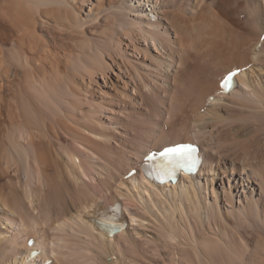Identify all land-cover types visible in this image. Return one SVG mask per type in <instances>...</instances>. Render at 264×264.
Segmentation results:
<instances>
[{"label": "bare ground", "instance_id": "6f19581e", "mask_svg": "<svg viewBox=\"0 0 264 264\" xmlns=\"http://www.w3.org/2000/svg\"><path fill=\"white\" fill-rule=\"evenodd\" d=\"M79 3L81 7H77V4L70 0H0V104L6 103L5 106L9 108L6 112L12 119L9 121L11 122L9 126H12L13 119L14 122L18 121L5 133L7 136L4 138L9 144L7 152L12 154L11 157H16V160L21 162V167L25 169L28 167L26 160L29 158V148L37 149L36 147L41 145L36 140L41 128H33L35 124L30 121L33 116H30L31 119L28 118V123L32 125L30 130L31 125L26 119L29 112L27 113V108L24 106L25 116L19 107V94L22 98L28 97L27 89H37L36 91L39 92L37 95L41 94L39 97H44L46 102L52 99L60 102L63 100L61 94L63 91L64 93L69 91L72 96H78L79 92H76L78 90L75 86L81 85L85 76L94 75L101 80L99 82L96 79L95 84H98L99 89L96 88L95 91L99 90L100 99L108 101L97 103L99 104L97 109L102 112L103 104L111 105L112 108L115 98L116 102L122 100L118 97V93L121 96H127L129 92L126 93L124 90L127 89L126 84L130 81L135 85L131 90L132 95L140 91L137 90L138 85H142L146 91L149 89L152 91V87L146 82L148 79H145L140 72L136 74L135 67L133 72H130L131 69L128 70L126 67L127 63H124L126 65L124 67L121 65L123 60L121 64L116 62L115 58L120 59V55L124 56L122 58L124 61L131 57V61L138 62L144 70L150 67L155 69L158 65L162 68L164 65L166 67L164 71L167 73L172 68V76L168 80L163 77V82L165 81L167 85L165 87L164 84L165 98L157 100L160 102V107L164 109L162 114L166 118L165 121H168L167 118H172L171 129L168 123L169 130H165L160 119L152 120L146 115H139L141 118L137 119L144 120L141 122L143 125L141 126L136 120L130 125L134 127L140 125L139 129L145 131L146 128V131H152L151 137L145 139L140 148L128 150L127 156L120 154L121 161L125 165L117 170L116 176L106 173L103 165L104 168H95L97 164L94 163L97 159L93 160L94 162L83 161L81 158L86 154H82V151L80 153L77 150L73 151L70 158L75 162L74 169H71L73 177L77 178L79 182L77 185L89 186L91 191L82 198L63 203L56 210L49 209L48 206L41 210L37 206L35 210L39 211L40 216L39 213L34 216L21 207L20 204L23 201L19 197L15 198L16 196L12 195L7 201L4 200V203L0 204V264H72L74 262L75 264H143V262L155 264L152 255H156L158 247L164 249V254L167 256L164 257L167 260L174 262L171 264H223L224 262L227 264L228 258L224 261L221 258L219 261L221 257L219 254L226 249L230 256L233 255L231 253L233 247L230 245L232 241L229 242L227 239L228 236L232 239L231 231L241 225L248 228L255 227V223L264 225L262 209L264 194L262 207L259 205V198L264 193V174L245 164L246 162L242 165V169H237L235 165H239V160L231 159L232 157L229 159L221 152L222 150L219 151V141L228 139L231 129L226 128L221 131V127L218 130V139L214 136V143L218 145L215 144L211 147L212 149H207V146L211 145L205 142L206 138L201 137L207 133V123L215 124L225 121V124H228L226 122L231 113L227 117L223 115L229 113H226L225 107L235 102V98L232 102L233 97L237 98L238 103L244 100L243 98H252L249 97L251 95L264 103V79L262 78L264 77V36L262 37L264 0H80ZM180 3L183 4V9L182 6L179 7ZM180 11L187 14L186 21L181 18L183 13ZM92 21H96V25L94 24V27L88 28L85 32V26ZM52 26L60 29L61 32L63 30L60 36L55 35V37L57 36L58 39L65 35L66 44L58 40V42L55 40L53 45L49 44V37H54L51 35L56 34L55 30H51L54 33L50 31L52 34H49L48 28ZM135 31L144 36L143 38L141 35L139 46L136 45L137 39L131 36ZM131 38L136 43H133ZM106 40L113 42L119 52V54H116V51L111 52L113 55L110 62L103 58L104 54L108 58L109 51H112ZM60 41H63V38ZM7 42L13 46L12 49H10L11 46L7 45L9 49L6 47ZM169 56L173 59L170 60ZM197 57L205 60L204 64H195L198 65V69L194 79L201 80L200 88L195 89L193 101L185 105L175 93L171 94V89L173 85L175 87L182 84L184 76L190 69L188 61H193ZM145 59H148V62H144ZM180 64L184 67L182 74L174 70L175 66ZM237 69L240 71L234 78L236 85L225 93L221 82L229 72ZM126 73L128 75H125ZM133 73L138 78L137 82ZM111 75L116 77V82ZM86 84L89 85V81ZM248 100L246 101L249 103ZM247 102L245 105L249 107ZM251 103L254 104L253 106L251 104L252 107L256 105L253 101ZM233 105L232 107L235 108V104ZM239 105L240 103L238 107ZM111 108L108 113L119 114L121 111ZM31 109L30 111H33ZM255 109L254 113L251 111L248 114L249 117L247 115L243 120L260 113ZM174 112L181 113L182 117L173 118L174 116L171 115ZM259 117L261 116L256 118ZM23 119H26V123ZM235 120V118L230 119L229 122ZM25 124L28 125L29 130H26ZM61 124L65 123L61 122ZM168 135L169 137H166ZM159 137L166 138L157 141ZM153 142L154 144L151 145ZM179 142H191L198 145L199 163L196 172L189 174L179 170L175 182L160 183L148 178L144 172L145 164L150 163L145 160L146 155L151 151L157 153L163 147ZM84 150L85 153H92L86 146ZM228 150L229 148L226 151ZM43 154L38 153L36 161L44 160ZM245 154L246 160H250L249 153L245 152ZM78 155H81V158ZM33 159L35 161V157ZM83 159L85 160V156ZM156 168H159V171L170 169L168 166L163 168L155 165L152 169L157 171ZM132 169L135 172L128 176ZM152 169H150L151 172ZM123 170L125 172H122ZM165 171L162 170L158 175L162 176ZM39 172L38 174L41 175ZM253 185L259 187L257 197L254 196ZM80 191L82 192L81 189ZM61 194L63 193L60 192V196ZM9 205L16 209L17 216L13 213L15 210L12 212L8 209ZM74 207L78 210H73L75 213L72 214L70 209ZM8 213H13V216ZM110 222L118 226L119 230L109 233ZM248 228L247 230L250 229ZM147 232L152 234L149 235ZM29 239L33 240L31 245L28 244ZM254 239L253 247L248 246L251 253L259 252L260 248L264 249V241L262 240L261 243L259 237ZM149 243L152 244V249L156 247L155 254L153 250H150L151 246L147 247ZM173 245L180 247V250L176 247V253H172L175 250ZM170 248H173L172 252ZM257 258L259 259L258 255ZM230 259L234 261V257Z\"/></svg>", "mask_w": 264, "mask_h": 264}, {"label": "rangeland", "instance_id": "374dc122", "mask_svg": "<svg viewBox=\"0 0 264 264\" xmlns=\"http://www.w3.org/2000/svg\"><path fill=\"white\" fill-rule=\"evenodd\" d=\"M79 1L80 0H70V2L74 3L75 5L77 4L76 5L77 7H81ZM181 6H182V9H183V4H181L179 7H181ZM171 8L173 9L174 7H171ZM174 9H176V8H174ZM182 9L180 8V10H182ZM175 11L178 12L179 10L176 9ZM180 12L183 13L182 11H180ZM181 13H180V15H181ZM186 15H187L186 13H183V15H181V18L184 21L187 20ZM263 21H264V19H263ZM93 22L94 21H92V23L89 22L88 23L89 25L85 26V29H84L85 32L88 31V28L91 29L92 27H94L96 25V21L94 23ZM48 30H49L48 31L49 34L51 32L54 33L53 31L55 30L56 34L51 35V36H54V37H55V35L60 36V33H63V30L61 32L60 29H55V28H53V26H52V28L50 27V29L48 28ZM51 30H53V31H51ZM141 35L143 36L142 33L140 34V32H137V31L132 33L131 36L135 37V38L132 37L133 39H137V43L135 42V40H133L131 38L132 42L134 41L133 43H136V45L139 46L138 42H139V40L142 39ZM57 36L55 38L54 37H49L50 38L49 44L51 43L50 45H53L55 40L56 41L58 40L59 42H62V43H65V44L67 43V41H65L66 40L65 35H62L63 36L62 37L63 41H60V39H62L61 37L57 39ZM137 36H139V38ZM263 36H264V34L262 35V37ZM52 38H54V39H52ZM143 38H144V36H143ZM176 40H178V38H176ZM107 41L108 40H106L105 42L107 43ZM10 43H11V41H10ZM111 43L110 42L107 43V45L110 46V49L112 48L111 49L112 51H109V53H110L109 55L110 56L107 58V55L105 56V54H104V57H103V58H105V61H107V62H110V58L113 55L112 53H114L115 51L117 52V47L113 44V42H111ZM7 45L11 46L10 49H12L13 46L10 45L9 42H7V44H6V47L8 48ZM114 46H115V48H113ZM129 47H131V46L129 45ZM4 48H5V46H4ZM4 50L6 51L7 49H4ZM116 54H119V52H117ZM120 57H121L120 58L121 60L119 59V57L115 58L117 60L116 62L121 64V61L123 60L122 63L123 64L127 63L126 64L127 66L125 64L124 65L121 64V65L123 67L124 66L128 67V70L131 69L132 71L130 70V72H133V69L135 67L137 73H136V71H134V72L136 74H138V72H140V74H142V76H144L145 79L147 78L148 80L147 81L145 80V81L149 83V85L152 87L153 90L151 91L149 89V90L146 91L145 88L142 85H140L142 88L138 85L139 88L137 90H140V91H137L136 94L132 95L131 90H132L133 86H135V85H133V82L130 81L127 78V81L128 82L130 81L129 82L130 85L126 84L128 86H126L127 89L124 90V92H126V93L129 92L131 95L129 93H127V96L126 95L125 96L124 95L121 96L118 93V97L120 99H122V100H120V101L118 100L117 101L118 103L116 102V98H115V100H113L114 101L113 104H114L115 108L114 107H112V108L113 109L117 108L116 110H121L120 111L121 113L119 112V114L118 113H113L112 114L111 112L108 113V111L111 108L110 107L111 105L108 106L107 104L106 105L109 107L108 110H107V106L105 104H103V107H104L103 108V112L100 111V109L99 110L97 109V107L99 108V104L97 105V103H99L100 101L101 102L105 101L104 103H106L108 101L100 99V97L98 95L99 94V90L95 91L96 88L99 89L98 84H95V83H97V82H95L96 79L99 80V82H101V80H100V78L98 79L97 76H94V75L93 76L92 75L91 76H85L84 77V81H83L84 84L81 83V85L78 84V85L75 86V89L78 90L76 92H79L78 96H74V95L72 96V94L69 93V91L68 92L66 91L65 92L66 94H65L64 91H63L61 93L63 95L62 96L63 98L61 97L63 100L60 101V102H59V100H54V99H52V100H54V102H52V100L51 101L47 100V102H46V100H44V97H39L41 94L37 95V93H39V92L36 91L37 90L36 88H35L36 90H34V89L28 90L27 89L28 92H26V93L28 94V97H26V98H25V96L22 98L21 97L22 95L20 96V94H19V98H18L19 102L18 103H20V105H19L20 110L22 109L23 112H24V115H25L26 112H25L24 109L27 108V113L28 112L29 113L27 114V118L26 119L27 120H28V118L31 119V117L33 116L32 119L30 120L32 124H35V125H33V128L34 127H40L41 128V131H39V137L40 138L38 137L39 140H38V138L36 139L37 141L40 142L41 145H39V147H36L37 149L31 148V149H33V150H31L29 148V150L31 152L30 151L28 152V157L29 158H27L26 164L28 165L27 168L28 169L30 168V169L28 170L27 168H25V169H27V171L23 167H21V164H20L21 162H19L18 159L16 160V157H14V156L11 157L12 154H9L7 152L9 150V144H7L8 143L7 139L4 138V136L5 137L7 136V134L5 135V133L8 132V130H7L8 128H12L13 124H15V123L17 124L18 121L14 122V119H13L12 126L11 125L9 126V124H11V122H9V121L12 120L6 113V112H8L7 109H9V108H7L5 106L6 103L5 104L4 103L0 104V114H1V116H0V136L3 137V138L0 137L1 138L0 139L1 140V142H0V200H1L0 204L4 203V200L7 201L8 199H10V197H12V195H13V196H16L15 198L19 197L23 201V203L21 202V204H20L21 207L23 209H27L34 216H37L38 213H39V211L37 212V209L35 210V208L37 206L41 210H43V207H45V206H48L49 209L56 210L63 203H68V202L70 203V202H72L74 200L82 198L83 195H86L87 192L89 193L91 191L89 186H82V185L79 186V185H77L79 182L76 180L77 178H75V176L73 177L71 169L72 168L74 169V167H75L74 163L75 162H73L72 159H70V158H72L73 151L77 150L79 153H80V151H82L81 152L82 154H86V155H84L85 156V160L83 159L84 156H83V158H81L80 157L81 155L80 156L78 155L83 161H93V160L97 159V160H95V163H94V164H97V165H95V168L100 169V168H102L104 166L105 169H106V173H108L111 176H116L117 170L125 165V163L121 161L122 159H121L120 154L125 157V156L128 155L127 154L129 152L128 150L135 149V148H140L139 146H141L142 142L145 139H148V137L150 136V134L152 132V131H149L148 129H147L148 131H146V128H145V131L139 129V128H141L140 125L138 127L137 126L134 127V126L130 125V124H133L134 120L139 121V124H141V126L143 125V123H141V122H143L144 120L142 121V119H137V118H141V117H139V115H141V116L146 115L147 117L152 118V120H155V119L159 120L160 119L159 121H160L162 127H164L165 130H169L168 129V123H169V127L171 129V124H170L171 122L170 121L172 120V118L171 119L167 118L168 121L167 122L165 121L166 118H164V116L162 114L163 113L162 111H164V109L162 107H160V102H158V101L160 100L159 98H161V99L165 98L164 97L165 96V89L164 88L167 87V85L165 84L166 83L165 81H164L165 83L163 82V80H164V78H165V80H168V78L172 76L171 75L172 74L171 72H173L172 68L170 69V72L167 71V73H166V71H164L165 68H166L164 65H162V68H160L161 65H158V66L155 67V69H154V67H152V68L150 67L149 69H145L144 70L139 65L138 62L134 61L135 62L134 63L133 60L131 61L132 58L130 56H129L130 59L128 58L127 60H125L127 62H125L124 59H122L124 56L120 55ZM168 58L170 60L173 59V57H170V56ZM131 62H132V64H131ZM144 62H148V59L147 60L145 59ZM149 62H150V60H149ZM204 62H205V60L203 58H199V57H197L193 61L189 60L188 64L190 66V69H189V72L187 73V75L184 76V78L182 80L183 81L182 84H180L178 86H175V87L173 85V87L171 89V94L175 93L178 98H181L182 100L179 99L181 101V103L187 105L188 103L192 102L193 99L195 98V94L196 93L194 91H195V89L200 88L199 86H200V83H201V80L196 81V79H194V76H195L194 74L196 72V69H198V65H195V64H200L201 65V64H204ZM128 63H130L132 66L130 64H128ZM134 64H135V66H134ZM155 65H157V64H155ZM115 68H116V66H115ZM183 68H184L183 65L180 64L178 66H175L174 70L176 71V73L182 74ZM203 70H205V69L203 68ZM201 71H202V68H201ZM152 72L154 74H152ZM136 74H134V79L137 82L138 78L135 76ZM125 75H128V74L126 73ZM111 78L113 79L114 82L117 81V80H115L116 77L114 75H111ZM262 78L264 79V77H262ZM155 79H157V80H155ZM88 81H89V85L86 84V82L88 83ZM79 82H80V80H79ZM118 83H120V82H118ZM154 83H155V85H154ZM164 84H165V87H164ZM95 85H96V87H95ZM183 85H185V86H183ZM176 89H178V90H176ZM249 97H252L254 100L252 98H248V97H247V99L243 98L244 100L245 99L246 100L249 99L248 100L249 103L246 100L245 101L242 100L244 103L242 101H239L238 103H240V105H241V106L239 105V107H238V103L236 102L237 98L233 97L232 98V100H233L232 102H234V98H235V102L233 103V104H235V108H233L234 107L233 104H231V106L228 105L229 107H225L226 113L227 112H229V113H227V115H223V117L224 116L227 117V116L231 115L228 118H229V120L230 119L234 120V118H235L236 120L233 121L234 123L231 122V121L229 122V120L226 122V123H228L227 125L225 124V121H223L224 123L223 122L221 123L220 121H219L220 123L216 122L215 124L214 123H207L206 124L207 133L204 134L201 138H206L205 142L208 145H211V146H207V149L208 148L212 149L211 148L212 146L214 147L215 144L218 145L217 143H214V141H215L214 138L216 137L218 139V134H217L218 130L221 127H222L221 131H223V129H226V128L229 129V130L231 129L232 131L230 132V134H228V139H226L224 141H222V140L219 141V151L222 150L221 152L226 154V156L229 157V159L232 157L231 159L239 160V162H240L239 165L238 164L235 165L237 167V169L238 168H239V170L242 169L241 168L242 165L246 162L245 164H249V166H251L252 168H255V170L257 169L256 171H258L259 173L264 174V119H263L264 118V114H262V111H264V103L259 101V99L257 97H255V96H251L250 95ZM41 98H43V99H41ZM27 99H29V100H27ZM148 101H149V103H148ZM252 101L254 103H256V105L254 107H252L254 105L253 103H251ZM49 102H51V103L48 104ZM241 102H242V104H244V106H242ZM245 102H247L250 106L248 107V105H245ZM45 104H47V105H45ZM251 104H252V106H251ZM68 105H69V107H68ZM24 106H25V108H24ZM119 107H121V108H119ZM158 107H160V109ZM250 107H251V110H249ZM12 108L14 109V107H12ZM154 108H155V110L158 109L157 112L154 110ZM237 108H238V110H237ZM242 108H244V110H242ZM246 108H248V110ZM254 108H256L255 111L260 112V113L256 112L257 114L254 115V116L258 117L260 115L262 117V119H261V117H259L260 118L259 119V118H256V117H254L252 115L253 116L252 118L250 117L249 119L246 118V119L243 120V118L245 116H247L251 111H253V113H254ZM30 109L33 110V111H30ZM257 109H259V110H257ZM22 110H21V112H22ZM53 110H55V112ZM246 111H247V113H246ZM33 112H34V114H36L35 116H34V114H32ZM35 112H37V113H35ZM39 112H41V113H39ZM114 114H115V116H114ZM49 115L51 116V118H50ZM171 116L172 117L174 116L173 118H175V119H180L182 117L181 113H179V112H174V113H172ZM112 117H114V118H112ZM247 117H249V115ZM153 118H155V119H153ZM238 118L241 119V120L238 121L239 120ZM26 119L25 120L23 119L24 123H26L25 122ZM33 119H34V121H33ZM59 119H60V121L62 120L61 122H64L65 124L62 125L61 122L59 121ZM40 120H42V121H40ZM55 121L57 123H55ZM28 122H29V120L27 121V123ZM7 123H8V126H7ZM104 123L106 125H104ZM43 124H44V128H43ZM220 124H223V125H220ZM29 125H31V124H29ZM64 125H66V127H62ZM215 125H217V126H215ZM24 126H27L26 130H29V127H28L27 124H25ZM212 126H213V128H211ZM227 126L228 127L231 126V127L228 128ZM106 128H108V129H106ZM30 130H32V125L30 127ZM143 132H145V133H143ZM145 135L146 136L148 135V136L146 137ZM96 136H98V137H96ZM166 137H169V135L166 136ZM166 137H159L157 139V141L165 139ZM210 139H211V141H210ZM153 144H154V142L151 143V145H153ZM85 146L90 148L92 153H89V152L85 153V150H84ZM132 146H134V147H132ZM227 148H229L228 151H226ZM247 151H249V152H247ZM43 152H45V154H43ZM245 152L249 153V155H250L249 159L250 160H246L247 159V157H246L247 155L245 154ZM29 153H30V155H29ZM38 153H40V154L42 153L44 155L43 156L44 160L41 159L42 161L41 160L36 161L37 160L36 156L38 155ZM88 154H89V156H88ZM45 155H46L47 158L45 157ZM91 155L94 158L91 157ZM32 157L33 158L35 157V161H33L34 159ZM240 158H241V160H240ZM43 161H44V163H43ZM33 162L35 164L37 163L38 165H35ZM22 168H23V170H22ZM228 168L229 167L227 166V169ZM24 172H26V173H24ZM27 172H29L30 174L27 173ZM38 172L41 173V175L38 174ZM122 172H125V170H123ZM23 173H24V175H23ZM26 175H28V176L25 178L24 176H26ZM35 179H36V181H35ZM61 181H63L64 184L63 183L61 184ZM239 181H240V178H239ZM65 184H67V185H65ZM13 186H15V187H13ZM57 187L59 189H57ZM79 187L82 190V192L80 191V189H77ZM24 188H26V190ZM55 188H56V190H55ZM253 188H255V192H254L255 195L254 194L253 195L255 197H257L256 193H257V191L259 192V187H257V185H253ZM65 190H67V191L65 192ZM59 191L61 193H63V194H61L62 196H60V192ZM3 194H5V195H3ZM66 194H67V196H66ZM79 194H81V195H79ZM263 194L264 193H262V195L259 198V205H261V207H262V203H263ZM29 195H30V197H29ZM75 196H76V198H75ZM2 197H4V198H2ZM68 197H70V198H68ZM222 197H223V194L221 193V199H222ZM59 199L62 200V201H60ZM49 204H50V206H49ZM8 209L10 211H12V212L15 210L13 212L15 214L16 209L11 207L10 205L8 206ZM262 209L264 210V207H262ZM73 210H78V208H76V207H74V209L71 208L70 211H72L71 212L72 214L75 213V211H73ZM32 211L34 213H32ZM13 213H8V214L10 216H13ZM70 214H68V215H70ZM15 215L17 216L18 213H16ZM39 216H40V213H39ZM260 224H256L255 223L254 225H256V226L255 227L252 226V228L249 227L250 229L248 228V226H244V225L243 226L241 225L240 227L236 226L235 229L231 228V230L233 229L231 231L232 239H231V236H228L227 239L229 240V242H230V240L232 241L230 243V245L233 247V248L231 247L232 248L231 253L234 256L233 255L230 256L228 251H225L226 249H224L219 254V256H221L219 258V261H220L221 258L223 259V261H224V259L226 260V258H228V260H227L228 263L227 264H232V263H234V264H236V263L237 264H241V263L242 264H252V262H253V264H255V263L256 264H261V263L264 264V257H263L264 256L263 255L264 249L263 248H260L258 250L259 252H252V253L250 252L251 251L250 248L253 247L252 245H253L254 240H255L254 238L257 239L259 237V239H261V241H260L261 243L264 241V225L263 224L260 225ZM247 228L249 230H247ZM236 229H240V230H236ZM243 230H244V232H243ZM239 232L241 234H239ZM250 232H252V233H250ZM147 233L149 235L152 234V232H147ZM257 235H259V236H257ZM260 235H261V237H260ZM242 236H244V237H242ZM182 244H184V243H182ZM173 246H174L173 248L175 249L174 250L175 252L173 251V248H170L171 252L173 251L172 253H176L177 250H180V247H177L176 245H173ZM246 246H247V250L245 251V247ZM248 246L250 248H248ZM147 247H150V250H153L152 252L154 253V250H155L156 247L154 249H152L153 247H152L151 243H149ZM176 247H177V250H176ZM160 248L159 247L156 248V249H158V252L156 253V251H157L156 250L155 251L156 255H154V256L152 255L153 261L155 262V264L156 263L157 264H165L164 262H166L168 264L169 260H167V258H166L167 256L164 254L165 251H164V249H160ZM248 249H249V251H248ZM262 249H263V251H262ZM257 255H258L259 259L257 258ZM164 256H166V257H164ZM231 257H234V261L235 262L232 261L233 259H230ZM156 258H158L159 260L156 259ZM248 259H249V261H248ZM143 260H145V259H143ZM164 260H166V261H164ZM230 261H231V263H230ZM172 262H173L172 260H171V262L169 261V264H171ZM72 264H75V262L72 263ZM143 264H145V262H143Z\"/></svg>", "mask_w": 264, "mask_h": 264}, {"label": "snow or ice", "instance_id": "6c2138e0", "mask_svg": "<svg viewBox=\"0 0 264 264\" xmlns=\"http://www.w3.org/2000/svg\"><path fill=\"white\" fill-rule=\"evenodd\" d=\"M235 73H229L222 81V86L225 88L230 87V81ZM195 151V146L192 144H177L173 147L164 148L163 151L159 153H150L146 157V161H155L157 156L161 157L163 162L167 165L189 163L193 161V153Z\"/></svg>", "mask_w": 264, "mask_h": 264}, {"label": "water", "instance_id": "95a60500", "mask_svg": "<svg viewBox=\"0 0 264 264\" xmlns=\"http://www.w3.org/2000/svg\"><path fill=\"white\" fill-rule=\"evenodd\" d=\"M158 153V152H157ZM157 157H159V156H157ZM186 167V166H185ZM187 168H190V166H187ZM167 179H170V177H168ZM100 221V220H99ZM100 222H102V221H100ZM103 227H104V225H103ZM116 230V227H114L113 229H110L109 230V232H112V231H115Z\"/></svg>", "mask_w": 264, "mask_h": 264}]
</instances>
